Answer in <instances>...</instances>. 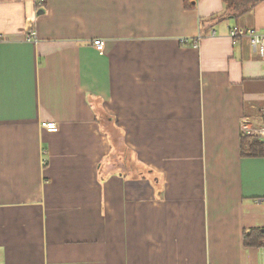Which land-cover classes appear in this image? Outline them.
I'll list each match as a JSON object with an SVG mask.
<instances>
[{"label": "crops", "instance_id": "crops-1", "mask_svg": "<svg viewBox=\"0 0 264 264\" xmlns=\"http://www.w3.org/2000/svg\"><path fill=\"white\" fill-rule=\"evenodd\" d=\"M43 1L0 0V264H260L264 60L229 30L264 0Z\"/></svg>", "mask_w": 264, "mask_h": 264}, {"label": "built area", "instance_id": "built-area-1", "mask_svg": "<svg viewBox=\"0 0 264 264\" xmlns=\"http://www.w3.org/2000/svg\"><path fill=\"white\" fill-rule=\"evenodd\" d=\"M33 35L34 32L31 31L29 33L28 39H31ZM229 35L234 41L239 38L246 37L250 41L255 51H257L261 59L264 60V27L263 29L258 30L252 27L247 28L240 25H235L230 28ZM181 42L185 44H191L193 47H198L199 38L193 40L182 38ZM92 43L95 46V49L102 53L104 47L103 40L100 38H95L93 39ZM261 116L263 121L260 124H256L250 118L242 116L240 119V130L242 135L256 137L264 142V107L262 108ZM40 126L48 132H56L58 130L57 122L53 120L41 121Z\"/></svg>", "mask_w": 264, "mask_h": 264}, {"label": "trees", "instance_id": "trees-1", "mask_svg": "<svg viewBox=\"0 0 264 264\" xmlns=\"http://www.w3.org/2000/svg\"><path fill=\"white\" fill-rule=\"evenodd\" d=\"M260 1L262 0H222L225 11L229 16L233 17L242 15ZM41 3L44 4V1L42 0ZM190 5L194 7V5ZM211 18H214V16ZM240 151L244 157L264 156V142L256 137L242 135L240 139ZM244 243L249 246H264V229H252L248 233H245Z\"/></svg>", "mask_w": 264, "mask_h": 264}, {"label": "rangeland", "instance_id": "rangeland-1", "mask_svg": "<svg viewBox=\"0 0 264 264\" xmlns=\"http://www.w3.org/2000/svg\"><path fill=\"white\" fill-rule=\"evenodd\" d=\"M260 264H264V248L260 249Z\"/></svg>", "mask_w": 264, "mask_h": 264}]
</instances>
